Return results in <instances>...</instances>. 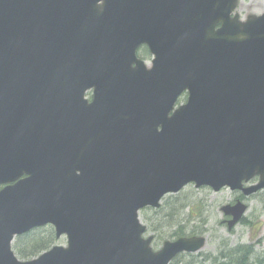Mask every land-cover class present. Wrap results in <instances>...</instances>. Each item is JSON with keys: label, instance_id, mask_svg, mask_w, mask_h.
I'll return each instance as SVG.
<instances>
[{"label": "water", "instance_id": "obj_1", "mask_svg": "<svg viewBox=\"0 0 264 264\" xmlns=\"http://www.w3.org/2000/svg\"><path fill=\"white\" fill-rule=\"evenodd\" d=\"M237 3L0 0V264H170L206 237L155 250L141 209L190 183L264 188V12ZM141 43L177 62L131 67ZM247 207H222L229 230ZM46 224L67 244L20 259L15 236Z\"/></svg>", "mask_w": 264, "mask_h": 264}, {"label": "rangeland", "instance_id": "obj_2", "mask_svg": "<svg viewBox=\"0 0 264 264\" xmlns=\"http://www.w3.org/2000/svg\"><path fill=\"white\" fill-rule=\"evenodd\" d=\"M264 11V0H241L239 12L246 14L248 12L261 13ZM235 198L229 188H222L214 191L208 186L196 188L193 184L187 185L178 194L166 195L161 201V208H145L139 213L141 221L147 225L148 234L155 233L156 227L162 222L160 236L154 241L153 246L158 249L165 239L173 237L172 232L178 225L186 226V234H192L193 229L201 231L207 239L205 247L193 255H182L177 262L171 264H212L211 259L206 257H215L221 251L226 243L229 247L246 244L251 245L257 253L264 251V193L258 198H251L248 202L249 208L245 213V221L239 222L231 231L227 226L220 223L228 218L222 211V206L230 203ZM177 199L184 202L176 204ZM169 203L172 205L170 207ZM178 208V209H175ZM174 211V217L169 218L171 226L165 227L166 215ZM47 227L45 229H48ZM197 233V234H198ZM17 238L13 242V250L17 251ZM257 240V241H256ZM66 244V237L62 236L55 239L54 245ZM254 256V255H253ZM22 258V257H21ZM24 258V259H31ZM253 261V257L251 262Z\"/></svg>", "mask_w": 264, "mask_h": 264}, {"label": "flooded vegetation", "instance_id": "obj_3", "mask_svg": "<svg viewBox=\"0 0 264 264\" xmlns=\"http://www.w3.org/2000/svg\"><path fill=\"white\" fill-rule=\"evenodd\" d=\"M241 8V0H238V3H237V6H236V8L233 10V13H232V16H234L236 13H238L239 14V18L241 19V20H246V18L249 16V15H252V14H254V15H259V14H261V13H263V12H261V13H254V12H252V13H250V12H248V13H246V14H241L240 12H239V9ZM135 15H137V14H133V17H132V19H130L129 20V23L131 24V25H133L135 22H137L136 23V25L133 27V29H136V28H139L138 26L140 25V23H141V18H140V14H138V16H135ZM128 53L129 52H127V56H128ZM246 55H248V53H246ZM177 56H178V53L176 52V51H174L173 49H168V48H159L158 50H157V52H154L152 49H151V47L147 44V43H141V44H139L137 47H136V49H135V51H134V54L132 55V57L130 58V56H128V58L127 59H124L126 62L125 63H128V64H130L131 65V67H136L137 66V64H143L144 66H146V67H148V68H151V67H153L154 66V64H160L162 67H167V66H170V67H173L174 66V64L177 62ZM94 96H95V90L94 89H90V90H87L86 92H85V95H84V99L87 101V102H85L86 104L87 103H91L92 101H93V99H94ZM188 97H189V93H188V90H184L180 95H179V97L177 98V100H176V102H175V105H174V107H173V109H172V112L175 110V109H177L180 105H182V104H185L186 102H187V100H188ZM67 103L68 104H72V102H67L66 100L63 102V107L60 109V113H61V115H60V117H64L65 116V108H66V105H67ZM259 181V178L258 177H255V178H253L251 181H249L248 183H246L245 185H253V184H255L256 182H258ZM9 184V183H8ZM8 184H0V190L1 189H3L6 185H8ZM231 190V189H230ZM233 193H235V198L233 199V201H231L230 202V204H234V203H236L238 200H241L242 202H244L245 204H247V210H248V208H249V205H248V202H250V200L249 199H251V198H258V196L261 194H263L264 193V188L263 189H260V190H258V191H256V192H254V193H251V194H249V195H246L242 190H231ZM180 193V192H179ZM176 194H178V193H176ZM178 201L176 202V204H179V206L180 205H182V204H184V202L183 201H181V200H179V199H177ZM162 205V204H161ZM161 205L158 207V208H156V209H159V208H161ZM169 205H170V207H172V205L169 203ZM172 208H174V207H172ZM175 209H178V208H175ZM247 210H246V212H247ZM173 213H174V211H172ZM171 212V213H172ZM226 215V214H225ZM227 216V215H226ZM228 217V216H227ZM231 218V216H229L228 218H226V219H224V220H222L220 223H222V224H224V225H226L227 226V229L229 230V228H228V223H227V220L228 219H230ZM245 221V215L242 217V220H241V222H244ZM164 224H165V227H168V226H171V222H169V220H165V222H164ZM47 227H50V228H48V229H45V228H47ZM163 227V224H162V222L156 227V230H155V233H151V234H153V236H154V240H153V243H154V241L160 236V231H161V228ZM184 227V229L186 228V226H183ZM234 228V227H233ZM232 228V229H233ZM231 229V230H232ZM34 230H37V231H39V232H41V233H45L47 230H53V232H54V236H55V238L56 239H59V238H61L62 236H65V235H61L60 237H58L57 236V234H56V231H55V228L53 227V225H51V224H46V225H43V226H38V227H34V228H32L31 230H29L28 232H26V233H23V234H21V235H17V236H15V238H14V240L17 238V237H19V236H22V235H24V234H27V233H30V232H33ZM178 230H179V228H178V226H177V228L176 229H174V231L172 232V234H173V237L172 238H170V239H165L164 241H163V243L166 241V240H175V239H177V238H179V237H183V236H189L188 234H185V235H180V236H177L176 234H177V232H178ZM198 230V229H197ZM231 230H229V231H231ZM198 233V232H197ZM196 233V235H203V233H201V231L197 234ZM147 235V234H146ZM145 235V236H146ZM66 237V236H65ZM14 240H13V242H14ZM257 241V240H256ZM13 242H12V247H13ZM163 243L160 245V247L158 248V249H160L161 247H162V245H163ZM66 244H67V238H66ZM66 244H64V245H66ZM228 245V244H227ZM53 246H55L54 245V242H53V244H52V246L51 247H49L48 249H46V250H43L42 252H40L39 254H37V255H34V256H31V257H33V258H35V257H37V256H39L41 253H43V252H45V251H47V250H49L50 248H52ZM13 249V248H12ZM14 251V250H13ZM256 251V250H255ZM254 251V249H253V261H252V263L251 264H259V261H258V256L259 257H264V251L263 252H260V253H256ZM227 253V249L224 251V252H219L218 253V255L217 256H221V262H223V263H227V259H225V257H223L222 256V254L223 255H225ZM16 254V253H15ZM193 255V253H189V252H185V253H180V254H178L172 261H171V263H173V262H177L178 260H179V258L182 256V255ZM17 255V254H16ZM18 256V255H17ZM19 257V256H18ZM20 259H23V260H27V259H24V258H21V257H19ZM32 259V258H31ZM170 263V264H171ZM228 263H230V261H228Z\"/></svg>", "mask_w": 264, "mask_h": 264}, {"label": "trees", "instance_id": "obj_4", "mask_svg": "<svg viewBox=\"0 0 264 264\" xmlns=\"http://www.w3.org/2000/svg\"><path fill=\"white\" fill-rule=\"evenodd\" d=\"M173 212H169L165 218L169 220V218L174 217ZM184 225H178L177 236L185 235L186 229L183 227ZM197 229L192 230V234L197 233ZM17 251L18 254L22 258H30L31 256L37 255L43 250L48 249L52 246L55 241V236L53 230H47L45 233H41L37 230L33 232L24 234L22 236L17 237ZM227 249V253L225 255L222 254L225 259H227V263L221 262V256H209L206 259H211L212 264H251V259L253 257V248L251 245L241 244L233 247H229L226 243L221 248V252H224ZM259 264H264V257H257ZM230 261V263H228Z\"/></svg>", "mask_w": 264, "mask_h": 264}]
</instances>
